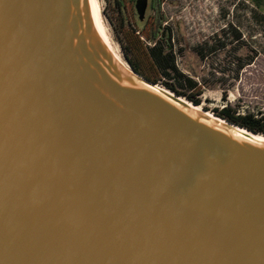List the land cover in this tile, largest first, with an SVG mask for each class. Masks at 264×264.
<instances>
[{"label": "water", "instance_id": "95a60500", "mask_svg": "<svg viewBox=\"0 0 264 264\" xmlns=\"http://www.w3.org/2000/svg\"><path fill=\"white\" fill-rule=\"evenodd\" d=\"M197 106L90 0H0V264H264V141Z\"/></svg>", "mask_w": 264, "mask_h": 264}, {"label": "rangeland", "instance_id": "374dc122", "mask_svg": "<svg viewBox=\"0 0 264 264\" xmlns=\"http://www.w3.org/2000/svg\"><path fill=\"white\" fill-rule=\"evenodd\" d=\"M96 3L108 42L128 66L133 63L143 74L160 78L161 86L179 87L147 51L153 44L146 35L157 17L164 18L173 35L175 69L202 84L197 107L214 115L226 104L240 112L264 111V10L250 0H162L159 10L148 0L143 20L135 0Z\"/></svg>", "mask_w": 264, "mask_h": 264}, {"label": "trees", "instance_id": "16d2710c", "mask_svg": "<svg viewBox=\"0 0 264 264\" xmlns=\"http://www.w3.org/2000/svg\"><path fill=\"white\" fill-rule=\"evenodd\" d=\"M257 9L264 10V0H250ZM162 0H151V8L159 10ZM139 19V18H138ZM164 18L157 17V21L154 27L146 35L147 39L153 46L148 47V55L151 60L158 63L162 67V73L169 78H177L178 86L168 83H162L165 88L173 91L177 95L185 96L189 101L196 105L200 104L199 95L203 92L202 84L196 81L193 77L185 75L179 72L174 67V47L172 44L173 35L169 27L164 26ZM138 31L137 29L134 30ZM140 36H144L141 32ZM138 38V37H137ZM237 63L240 64L238 68H242V63L237 59ZM133 69L145 77L147 80L161 84L160 78H153L143 74L133 63H130ZM171 64V65H170ZM172 70L174 74H172ZM215 115L236 124L256 134L264 136V111L251 112V111H238L233 109L229 104H226L222 109H215Z\"/></svg>", "mask_w": 264, "mask_h": 264}, {"label": "bare ground", "instance_id": "6f19581e", "mask_svg": "<svg viewBox=\"0 0 264 264\" xmlns=\"http://www.w3.org/2000/svg\"><path fill=\"white\" fill-rule=\"evenodd\" d=\"M91 1V8H92V14H93V20H94V25L98 31V33L100 34V36L102 37V39L104 40V42L106 43V45L108 46V48L112 51V53L114 54V56L120 61L122 62L126 67H128L127 64H125L120 57L118 56V54L114 51V49L112 48L111 44L108 42V39L105 35V33L103 32V28L101 26L100 23V18H99V13H98V6L96 3V0H90ZM198 109H200L199 107H197ZM212 116V114H210ZM239 132L245 133L246 131H244L243 129H240ZM248 135H250V137L254 138V139H258V140H262L264 141L263 136L261 135H253L251 133H248Z\"/></svg>", "mask_w": 264, "mask_h": 264}]
</instances>
